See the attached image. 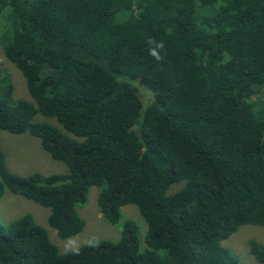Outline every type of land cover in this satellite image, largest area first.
Listing matches in <instances>:
<instances>
[{"label":"trees","instance_id":"16d2710c","mask_svg":"<svg viewBox=\"0 0 264 264\" xmlns=\"http://www.w3.org/2000/svg\"><path fill=\"white\" fill-rule=\"evenodd\" d=\"M0 48L30 99L0 67V130L67 170L17 176L0 150V198L46 208L66 239L95 187L107 225L132 205L146 227L59 252L22 215L0 226V264H242L222 242L264 226V0H0Z\"/></svg>","mask_w":264,"mask_h":264},{"label":"rangeland","instance_id":"374dc122","mask_svg":"<svg viewBox=\"0 0 264 264\" xmlns=\"http://www.w3.org/2000/svg\"><path fill=\"white\" fill-rule=\"evenodd\" d=\"M0 67L6 71L10 78L13 87V99L30 101L22 75L11 63L5 60L1 48ZM141 89L144 90V88ZM137 93L143 102L149 98V94L145 90H137ZM52 122L54 124V121ZM0 150L3 153L7 170L17 176L25 177L34 173L48 176L67 172L63 163L52 160L43 152L38 140L26 132L15 135L0 130ZM97 192V188L90 187L85 203L76 207L77 214L83 222V228L80 233L70 238L60 239L54 230L47 225L48 210L46 208L15 196L7 190L3 192L0 198V226L5 227L10 221L22 215H30L34 222L45 231L48 240L59 252L77 248L92 240L114 242L118 239L122 222L126 220L132 221L138 226L139 238L142 241L146 227L136 208L132 205L121 207L120 222L114 226L107 225L100 217L96 207ZM250 239L264 245V226L240 227L222 242V246L233 252L242 264H254L253 258L247 252V241Z\"/></svg>","mask_w":264,"mask_h":264},{"label":"clouds","instance_id":"9594fccd","mask_svg":"<svg viewBox=\"0 0 264 264\" xmlns=\"http://www.w3.org/2000/svg\"><path fill=\"white\" fill-rule=\"evenodd\" d=\"M151 43V42H150ZM156 48H163V43H159L156 45ZM156 48L150 49V55L154 57L157 61L161 60L163 57L158 53Z\"/></svg>","mask_w":264,"mask_h":264}]
</instances>
